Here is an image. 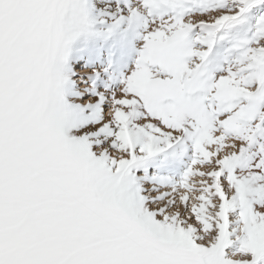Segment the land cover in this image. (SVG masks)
<instances>
[{
	"label": "snow or ice",
	"instance_id": "1",
	"mask_svg": "<svg viewBox=\"0 0 264 264\" xmlns=\"http://www.w3.org/2000/svg\"><path fill=\"white\" fill-rule=\"evenodd\" d=\"M0 264H264V0H0Z\"/></svg>",
	"mask_w": 264,
	"mask_h": 264
}]
</instances>
